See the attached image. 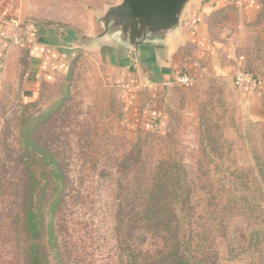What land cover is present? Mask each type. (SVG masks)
<instances>
[{"label":"rangeland","instance_id":"rangeland-1","mask_svg":"<svg viewBox=\"0 0 264 264\" xmlns=\"http://www.w3.org/2000/svg\"><path fill=\"white\" fill-rule=\"evenodd\" d=\"M121 2L0 0V8L14 7L21 20L69 38L100 31ZM252 2L230 0L211 13L220 67L212 61L206 78L167 86L164 125L138 123L128 91L113 83L88 40L75 45L66 70L44 81L33 99L24 95L28 61L22 57L18 74L12 70L0 85V264H23L19 159L30 141L21 132L37 115L44 117L41 131L58 146L71 180L57 220L58 249L48 264H128V240L123 243L116 224L123 177L117 168L128 150L140 153L147 170L161 162L177 173L182 167L193 212L181 230L183 242L196 235L197 261L206 245L216 264H264V86H241L236 78L244 69L264 80V0ZM129 240L142 252L141 264H164L161 238L136 231Z\"/></svg>","mask_w":264,"mask_h":264},{"label":"crops","instance_id":"crops-1","mask_svg":"<svg viewBox=\"0 0 264 264\" xmlns=\"http://www.w3.org/2000/svg\"><path fill=\"white\" fill-rule=\"evenodd\" d=\"M229 4L230 0H187L176 24L135 40L105 22L93 34L86 30L67 38L52 28L21 20L14 7L0 8V85L12 70L18 74L25 57L23 90L25 98L33 99L44 81L66 70L75 45L88 40L99 51L113 83L128 91L131 113L138 123L164 125L167 86L180 76L191 81L206 78L212 61L215 68L220 67L215 63L218 51L210 33V15ZM247 4L251 6L252 0ZM255 81L264 86L263 78Z\"/></svg>","mask_w":264,"mask_h":264},{"label":"trees","instance_id":"trees-1","mask_svg":"<svg viewBox=\"0 0 264 264\" xmlns=\"http://www.w3.org/2000/svg\"><path fill=\"white\" fill-rule=\"evenodd\" d=\"M53 116V115H52ZM44 117L37 115L25 123L22 140L30 143L22 150L23 197L17 216L23 219V264H48L51 251L58 249L57 220L69 196L71 180L68 165L58 158V146L41 131ZM53 143V144H52ZM25 158V160H24ZM140 153L126 151L117 170L122 173L119 184L116 224L126 246L128 264H141L142 252L129 240L137 231L161 238L164 249L159 262L164 264H216L210 246L200 247L203 259L194 256L195 234L183 242L182 221L192 216L191 187L174 165L161 162L147 170ZM209 248V249H208ZM214 257V260L212 258ZM212 262V263H211Z\"/></svg>","mask_w":264,"mask_h":264},{"label":"water","instance_id":"water-1","mask_svg":"<svg viewBox=\"0 0 264 264\" xmlns=\"http://www.w3.org/2000/svg\"><path fill=\"white\" fill-rule=\"evenodd\" d=\"M187 0H122L105 16V25L113 23L132 40L142 39L149 31L166 29L178 22Z\"/></svg>","mask_w":264,"mask_h":264},{"label":"built area","instance_id":"built-area-1","mask_svg":"<svg viewBox=\"0 0 264 264\" xmlns=\"http://www.w3.org/2000/svg\"><path fill=\"white\" fill-rule=\"evenodd\" d=\"M236 78L241 86L250 87L255 85L254 75L247 70L238 69L236 72ZM176 81L182 84H187L191 79L188 76H180L176 78Z\"/></svg>","mask_w":264,"mask_h":264}]
</instances>
